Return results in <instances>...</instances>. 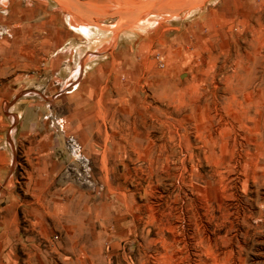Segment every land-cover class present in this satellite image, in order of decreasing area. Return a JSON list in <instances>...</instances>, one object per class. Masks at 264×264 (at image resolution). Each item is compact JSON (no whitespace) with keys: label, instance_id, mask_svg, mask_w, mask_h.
Here are the masks:
<instances>
[{"label":"rangeland","instance_id":"obj_1","mask_svg":"<svg viewBox=\"0 0 264 264\" xmlns=\"http://www.w3.org/2000/svg\"><path fill=\"white\" fill-rule=\"evenodd\" d=\"M79 24L87 36L102 25L131 36L142 60L136 77L106 81L101 170L116 186L82 190V254L68 239L38 240L12 264H264V131L230 127L224 112L248 42L264 58V0H0L4 112L22 97L39 101L29 85L48 79L35 72ZM48 40L60 46L50 51ZM260 91L251 102L263 108L264 82ZM96 212L113 223L93 225Z\"/></svg>","mask_w":264,"mask_h":264},{"label":"crops","instance_id":"obj_2","mask_svg":"<svg viewBox=\"0 0 264 264\" xmlns=\"http://www.w3.org/2000/svg\"><path fill=\"white\" fill-rule=\"evenodd\" d=\"M80 26H70L77 37L35 72L48 79L29 85L42 95L38 102L22 97L6 113L7 93L0 95V264H12L18 248L30 253L38 240L65 244L68 239L82 254V199L88 198L82 190L115 189L114 182L103 181L107 173L101 170L110 151L104 143L111 141L103 119L114 93L106 81L136 77L142 60L131 48V36L115 38L107 25L89 27L97 35L87 36ZM32 35L27 32L28 45L35 44ZM43 44L50 51L60 46ZM38 53L32 49V62ZM60 76L62 83L56 80ZM110 222L98 212L91 217L100 229Z\"/></svg>","mask_w":264,"mask_h":264},{"label":"bare ground","instance_id":"obj_3","mask_svg":"<svg viewBox=\"0 0 264 264\" xmlns=\"http://www.w3.org/2000/svg\"><path fill=\"white\" fill-rule=\"evenodd\" d=\"M79 28L82 32L88 30L86 26H80ZM252 31H255L254 28H252ZM248 44L249 51H247L246 55L241 56L242 66H240L239 70L234 71L235 73L232 74L230 78H227L228 80L233 81L235 84L233 87L230 86L226 90V94H230L229 97L233 103L227 104L226 110L224 112H226L225 117L230 119L226 125H229L233 128L237 127V129L245 131L248 135L253 136V134L257 131H264V105L262 106L263 108H258L254 103L251 102V96L254 92H257V95L263 93V91H260V86L264 82V78L259 77L256 71L257 68H262V61L264 58H261L262 52L260 50L252 47L253 44L251 41L248 42ZM262 44L264 45V43H261L260 45ZM254 88L256 89L254 90ZM220 121H222V119H220ZM217 134L221 136V132H218Z\"/></svg>","mask_w":264,"mask_h":264}]
</instances>
